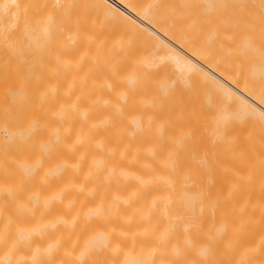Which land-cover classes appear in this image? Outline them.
Here are the masks:
<instances>
[{
	"label": "bare ground",
	"instance_id": "6f19581e",
	"mask_svg": "<svg viewBox=\"0 0 264 264\" xmlns=\"http://www.w3.org/2000/svg\"><path fill=\"white\" fill-rule=\"evenodd\" d=\"M260 9L0 0V264H264Z\"/></svg>",
	"mask_w": 264,
	"mask_h": 264
},
{
	"label": "rangeland",
	"instance_id": "374dc122",
	"mask_svg": "<svg viewBox=\"0 0 264 264\" xmlns=\"http://www.w3.org/2000/svg\"><path fill=\"white\" fill-rule=\"evenodd\" d=\"M260 8H261V9H260V11H261L260 17L262 16L261 19H263V21H264V0H260ZM263 21L261 22L262 27H263V25H264V24H263V23H264ZM110 24L112 25L111 22H110L108 25L106 24V25L108 26V30H111V29H110L111 27H112V28L117 27L116 25H115V27L110 26ZM113 24H114V23H113ZM107 26H104V27H107ZM118 26H119V25H118ZM262 27H261V29H262ZM119 28H120V26H119ZM263 28H264V27H263ZM116 29H117V28H116ZM118 31H119V30H118ZM112 32H113V31H112ZM115 32H117V31H115ZM115 32H113V33H115ZM263 35H264V32H263ZM263 35H262V36H263ZM262 39H264V36L262 37ZM263 43H264V41H263ZM262 48H263V47H262ZM261 50H263V49H261ZM262 52H263V51H262ZM262 56H263V55H262ZM263 58H264V57H263ZM263 58H262V59H263ZM263 62H264V61H263ZM23 73H24L25 75H24ZM26 74L28 75V72L25 71L24 68L21 69V73H20L21 76H20V77H21V78H26ZM31 74H32V73H31ZM29 75H30V74H29ZM263 75H264V74H263ZM30 76H31V75H30ZM31 77L34 78L35 76H31ZM263 77H264V76H263ZM27 78L29 79L30 77L27 76ZM32 78H30V79H32ZM30 79H29V81H30ZM31 81H32V80H31ZM262 81H264V79H263ZM31 83H32V82H31ZM33 83H34V81H33ZM41 83H42V82H38V88H39L40 86L43 85V83H42V84H41ZM29 84H30V83H28V85H29ZM40 84H41V85H40ZM44 85H45V84H44ZM44 85H43V86H44ZM29 86H30V85H29ZM31 86H32V84H31ZM36 86H37V82H36ZM42 90H43V89H42ZM42 90H41V91H42ZM37 91H40V88L37 89Z\"/></svg>",
	"mask_w": 264,
	"mask_h": 264
}]
</instances>
